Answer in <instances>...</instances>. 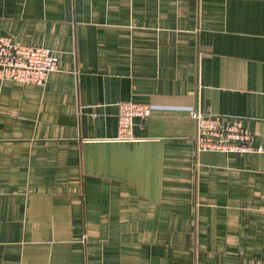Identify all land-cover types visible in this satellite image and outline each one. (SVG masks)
Segmentation results:
<instances>
[{
    "label": "crops",
    "instance_id": "1",
    "mask_svg": "<svg viewBox=\"0 0 264 264\" xmlns=\"http://www.w3.org/2000/svg\"><path fill=\"white\" fill-rule=\"evenodd\" d=\"M0 37L60 61L0 81V264H264V153L197 152L188 116L264 149V0H0Z\"/></svg>",
    "mask_w": 264,
    "mask_h": 264
},
{
    "label": "built area",
    "instance_id": "2",
    "mask_svg": "<svg viewBox=\"0 0 264 264\" xmlns=\"http://www.w3.org/2000/svg\"><path fill=\"white\" fill-rule=\"evenodd\" d=\"M60 70V61L50 49L17 43L11 37H0V81L45 87L49 76ZM146 104H120V142H134L135 120H144L153 114ZM188 116L195 123V149L201 153L262 154V147H254L251 137L236 121L190 109Z\"/></svg>",
    "mask_w": 264,
    "mask_h": 264
}]
</instances>
